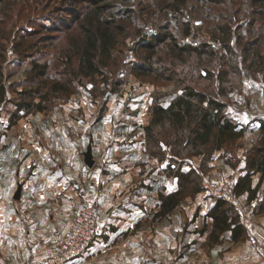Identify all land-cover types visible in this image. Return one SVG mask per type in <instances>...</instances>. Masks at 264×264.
I'll list each match as a JSON object with an SVG mask.
<instances>
[{"label":"rangeland","instance_id":"rangeland-1","mask_svg":"<svg viewBox=\"0 0 264 264\" xmlns=\"http://www.w3.org/2000/svg\"><path fill=\"white\" fill-rule=\"evenodd\" d=\"M61 1L0 0V52L6 56L3 68L7 87L6 100L0 102V184L8 188L10 197L23 208L21 199L29 191L24 189V184L32 180V184H36L31 190L32 204L25 206L31 209L32 224L54 223L56 216L59 221L67 222L74 219L85 200L95 199L98 204L105 186L104 175L139 165L140 170L145 168V175L142 179H134L131 189L134 192L142 187L146 198L139 203L141 217L133 228L135 236L109 235L102 249L91 255L94 257L90 264H188L191 255L203 257L204 264H264V179L255 199L249 201L246 195L234 198L249 235L239 241L230 259L226 253L234 245L227 234L214 249L202 239L204 236L202 241H192L190 237L191 233L199 236L202 221L195 226L190 216H202L206 210L204 199L199 203L194 201L196 196L188 197L165 218L156 220L153 217L158 209L153 192L146 190H151L153 184L158 189L173 190L176 179L167 181L162 176L161 168L166 161L161 163L144 153L142 126L149 120V106L154 96H162L160 100L168 103L166 94L174 93V83L138 76L134 68L150 53L145 44L156 41L165 32L173 34L181 44L210 42L219 49L220 42L214 41L211 34L229 18L236 32L247 39L250 37L248 23L258 9L253 0H111V12L124 27L121 35L124 44L118 48V64L105 69V77L98 74L82 77L69 98L44 100L45 109L21 110L16 114V103L21 100L19 91L30 84L27 76L32 59L47 61L52 78L61 76L64 49L71 37L64 27L72 19L70 12L57 18L53 6ZM42 23L64 29L57 31L59 38L43 46L42 51L31 55L18 53L14 38L33 26L43 30ZM45 33L54 32L43 30ZM188 60L193 62L194 57ZM208 64L219 74L218 63ZM228 70L235 88L220 97L227 104V112L245 125L246 131L231 150L214 154L204 176L208 201L214 196L207 186H234L241 175L246 150L258 138L259 119L264 118V71L245 66L239 73H233L231 68ZM202 74H206L205 71ZM196 80L202 86L215 84L209 78H199V73ZM89 158L94 160L92 165L87 162ZM199 161L198 157L189 160L195 165ZM43 184L53 186L43 190ZM120 187L122 189V185ZM113 227L116 226L110 223L111 230ZM53 232L61 231L53 229ZM35 239L33 235V241ZM127 245L136 249L125 253ZM46 250L39 258L44 257ZM25 254L20 249L10 255V260L15 264H27L35 258H25Z\"/></svg>","mask_w":264,"mask_h":264},{"label":"trees","instance_id":"trees-1","mask_svg":"<svg viewBox=\"0 0 264 264\" xmlns=\"http://www.w3.org/2000/svg\"><path fill=\"white\" fill-rule=\"evenodd\" d=\"M253 2L258 9L248 23L250 37L247 39L236 32L231 19L225 18L211 34L214 41L220 42L221 49L210 42L181 44L173 34L165 32L156 41L145 44L150 53L144 62L134 65L138 76L174 83V93L166 94L168 103L160 100L162 96H154L149 106V120L142 126L145 152L160 162L166 161L163 172L176 179L177 184L169 192L165 188L159 192L157 217L169 215L186 198L205 191L204 176L211 167L214 154L231 150L245 134L246 126L227 112V104L220 96L235 88L228 68L233 73H239L243 66L264 71V0ZM111 7V0H62L53 6L57 18L66 12L72 14L70 24L64 27L71 37L64 49L61 76L52 78L47 61L32 59L27 76L30 84L19 91L21 100L16 103V114L21 110H43L44 100L69 98L82 77L97 74L105 77V69L118 64V48L124 44L121 36L124 27L111 12ZM41 27L54 33L43 34L37 26L26 29L14 38L15 50L25 55L42 51L43 46L59 38L57 31L64 29L44 23ZM192 57L194 61L190 62L188 59ZM5 59V54L0 52V102L7 97ZM211 61L220 65L219 74L209 66ZM197 73L199 78H209L215 84L202 86L196 80ZM37 97L38 101L35 100ZM192 157L200 159L198 165L189 162ZM245 162L244 172L235 181L233 191L235 197L246 195L251 201L256 198L264 179V118L259 119V135L246 150ZM255 174L260 177L253 185ZM214 198L215 202L206 213V217L212 219L211 228L205 222L198 230L200 234L208 233L206 244L212 247L222 243L227 233L234 243L247 239L248 229L235 204L222 197Z\"/></svg>","mask_w":264,"mask_h":264},{"label":"crops","instance_id":"crops-1","mask_svg":"<svg viewBox=\"0 0 264 264\" xmlns=\"http://www.w3.org/2000/svg\"><path fill=\"white\" fill-rule=\"evenodd\" d=\"M143 151L144 153H146L144 148ZM149 158L152 157L149 156ZM245 164L246 162L244 160V164L241 166V174L244 172L243 168L245 167ZM163 167L164 165L161 168L162 176L166 178L167 181L169 179H174L172 177L166 176V174L163 172ZM144 172L145 168H143V170H140V166L136 165L133 167L127 166L123 169L120 168L118 171L112 172V174L104 175L105 186L101 191V198L97 204L99 216V234L92 242L90 248L85 254L74 258L67 264H90L91 259H93L92 257H94H91V255H93L94 252L98 251L99 249H102V245L105 243V240H108L109 235L111 234H120L125 238L135 236L133 234V228L136 222L141 217V214L139 213V203H142V201L145 200L146 196L144 195V189L142 187L138 191L134 192L132 191L131 187L133 185L134 179L143 178L142 176L145 175ZM255 176L258 177L257 180L254 181ZM259 177L260 174L253 175V185L257 184ZM40 179H43V177H41ZM32 182L33 181L31 180L29 183L24 184V189H28L29 191L25 192L24 197L21 199V205L23 206V208L18 205V202L14 200L13 197H10L8 188L4 184H0V264H15L10 260V255L16 253L20 249H23V251L26 252L25 258H28L30 256L39 258V256H41L47 249V247L53 242L56 236L65 233L69 229L73 221V219H71V221L67 220V222H61L58 220V216H56L53 217V221H55L54 223H49L47 221L46 223H41L40 225H33V215L30 213L31 209L28 207L25 208L27 204H30V206L32 204V201L30 199L33 191L31 190H33L34 186L36 185L32 184ZM50 185L53 186V184H43L41 186H43V190H48L50 188ZM55 185L57 187H61V185L59 184ZM121 185L122 189L120 187ZM154 188H156L155 184H153L151 190L147 189L146 191L153 192L152 195L155 199V205L157 209H159V192L165 187H162L160 189L156 188L157 194L154 193ZM175 188L176 187H174L173 189ZM169 191L171 190H167L166 192ZM39 193L42 194V191ZM207 197V192L205 191H202L196 195L194 201L197 200L200 203V200L204 199L202 201L206 202V210L204 209L205 211L203 213L201 212L202 216L200 214H195L193 216H190V219L193 220V224L195 226L199 225L201 221L203 226L206 222L208 228L210 229L212 225V219L210 217H206V213L208 208L215 202V198L211 197V201H208ZM153 217L156 220L160 219V217L155 216V214L153 215ZM110 223L116 226L113 227L112 230L110 228ZM45 227L47 228L45 229ZM53 229H57L61 232L53 234ZM35 233H38V235L41 234L42 236H38ZM155 234L157 240H159L158 231ZM198 234L199 236H197L196 233L190 234L192 241H195L196 239L202 241V236H204V238L202 239L206 241L208 234L207 232L204 234H200L198 232ZM33 235L36 238L34 241ZM226 236L230 238V233H227ZM231 243L234 245L233 249L227 251L226 253V257L229 259L231 257H234L235 254H233L232 252H235L237 250L236 248L239 242H236L234 244V242L231 241ZM217 245L218 244H216L212 248H216ZM133 248L136 249L135 247H133V245H127L124 252L130 253V249ZM190 257L191 259L189 260L188 264H204L203 257H196L195 255H191Z\"/></svg>","mask_w":264,"mask_h":264},{"label":"built area","instance_id":"built-area-1","mask_svg":"<svg viewBox=\"0 0 264 264\" xmlns=\"http://www.w3.org/2000/svg\"><path fill=\"white\" fill-rule=\"evenodd\" d=\"M225 158H228V155ZM207 188L214 197H222L234 203L232 186L212 184ZM98 234L99 216L96 200L88 199L79 206L69 229L55 237L44 257L31 259L27 264H67L85 254Z\"/></svg>","mask_w":264,"mask_h":264},{"label":"water","instance_id":"water-1","mask_svg":"<svg viewBox=\"0 0 264 264\" xmlns=\"http://www.w3.org/2000/svg\"><path fill=\"white\" fill-rule=\"evenodd\" d=\"M87 162H88L90 165H92V164L94 163V160L91 159V158H89V159L87 160Z\"/></svg>","mask_w":264,"mask_h":264}]
</instances>
